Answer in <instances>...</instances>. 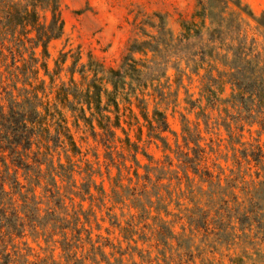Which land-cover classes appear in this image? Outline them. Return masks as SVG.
Masks as SVG:
<instances>
[{
    "label": "trees",
    "instance_id": "trees-1",
    "mask_svg": "<svg viewBox=\"0 0 264 264\" xmlns=\"http://www.w3.org/2000/svg\"><path fill=\"white\" fill-rule=\"evenodd\" d=\"M41 10L50 11L48 22L40 20ZM244 15L253 19L256 30L264 34V13L256 16L241 0H197L192 18L181 21L179 37H174L161 20L158 34L151 40L131 43L119 69H105L101 63L94 67L90 62L77 67L80 55L72 61L69 82H61L56 98L62 108L72 112L74 126L79 127L82 121L92 138L105 147L109 161L105 174L109 179L113 177L108 194L103 181L96 179L104 176L98 155L94 162L85 157L68 118L48 98L46 79L40 75L43 71L49 77L52 88L69 56V51L61 52L57 68L50 72L45 60L48 43L60 37L64 27L60 0H0V264H59L52 255L34 254L28 238L37 245L43 241L46 248L58 244L64 259L78 264H83V259L77 257L78 249L89 243L96 264H111L114 253L105 250L109 243H100V235L94 240L91 225L97 219L93 202L101 208L107 196L113 206L128 205L129 200L144 217L156 211V236L164 245L177 238L175 221L161 216V212L166 217L178 216L169 209L174 195L176 206L181 205L178 198L192 203L184 208L191 228L207 230L210 223H215L222 231L216 232L217 239L234 244L237 235L228 230L234 219L240 230L255 231L252 238L256 240L244 232L249 243L264 245V42L250 34ZM182 43L195 46L185 55L186 61L194 66V73L199 74L200 69L204 73L200 97L188 101L191 109H197L196 124L191 125L183 117V145L177 142L173 149L167 133H176L166 113L154 108L149 116L144 93L137 91L147 84L141 81L144 70L133 53L150 50L156 54L160 46ZM37 48H41L42 57L37 55ZM75 73L80 74L79 80ZM133 98L145 125L139 124L131 107ZM121 102H125L128 113L121 112ZM208 108L217 112L216 120L212 121ZM200 119L205 130L216 126L226 131L238 169L236 177L243 182L242 195L235 179L221 178L224 169L220 165L213 163L219 169L217 174L207 165L209 156L201 143L205 138ZM133 120L139 124L136 140L129 133ZM142 125L147 127L149 141L159 142L164 152L174 156L167 152L162 161L148 153L142 145ZM254 125L259 126L257 137L244 140L245 132L251 134ZM139 155L147 162L142 163ZM243 164L248 165L244 170ZM111 167L117 169L115 175ZM252 167L254 176L250 173ZM245 176L256 179L245 180ZM76 177H82L79 186ZM204 183L208 189L203 188ZM73 196L80 198L78 204ZM166 198L169 200L165 203ZM85 200L90 201L87 209L82 203ZM107 213L109 220L119 226L117 215ZM122 231L126 239H132L130 227Z\"/></svg>",
    "mask_w": 264,
    "mask_h": 264
},
{
    "label": "rangeland",
    "instance_id": "rangeland-1",
    "mask_svg": "<svg viewBox=\"0 0 264 264\" xmlns=\"http://www.w3.org/2000/svg\"><path fill=\"white\" fill-rule=\"evenodd\" d=\"M241 1L256 16L264 13V0ZM60 4L64 27L62 35L48 43L49 55L45 60L50 72L54 73L57 68L56 61L61 56V52L69 51V56L62 65L63 69L60 76L55 78V85L52 88L50 87L49 77L44 76L43 71H41L40 75L46 79L48 98L52 103H56L68 118L76 140L81 146L83 153L86 154L85 157L94 162L97 160L95 154L98 155L104 176L96 179L98 182L103 181L107 193L110 194L113 177L109 179L105 174L106 164L109 162L105 156V147L98 140L92 138L90 131L82 121H80L79 127L74 126L72 112L68 108H62L57 101V90L61 82H69L70 73L68 68L78 55H80V58L77 61V67L82 64L88 66L90 62L93 63L94 67H96V63H101L105 69H119L131 43L134 40H151L153 35L158 34L157 25L161 20L171 30L174 37H179L181 21L192 18V14L197 8V0H60ZM40 13V20L48 22L51 15L50 11L41 10ZM244 17L249 24L250 34L257 36L260 42H264V34H261L260 30H256L255 21L246 15ZM190 44L183 46L182 43L172 47L160 46V51L156 52V54L150 50H146L145 53H133L134 58L138 61V66L144 70L141 75V81L147 84L146 87H141L137 91H143L144 93L149 116L152 115L154 108L161 109L166 113L170 127L176 133V135L167 133L168 141L173 149L177 142L183 145V117H186L193 126L197 121L195 115L197 109H191L188 101L189 99L196 100L200 97L201 74L204 73V70L200 69V73L196 74L192 71L194 66L186 61L185 55L195 47ZM36 53L42 57L41 48H37ZM24 55L27 56L28 53L24 52ZM75 78L79 80L80 74L75 73ZM124 103L121 102L120 104L121 112L128 113V110L124 109ZM202 104H205L204 100H202ZM131 107L139 117V124L145 125L146 122L142 118L137 107V101L134 98ZM208 111L212 114V121L216 120L218 117L217 112L212 111L210 108H208ZM199 122L202 135L205 138L201 143L206 147L209 156L207 165L215 174L219 172V169L213 166V163L220 165L224 169L221 178L235 179L234 182L238 185L237 191L242 195L241 187L243 182H241V177H236L238 169L233 160V151L228 145L226 131L223 127L218 129L216 126L205 130L206 127L202 119ZM132 123L129 133L132 139L136 140L139 134V124L135 123L134 120ZM123 125L128 128L125 123ZM144 125H142V145H144L148 153L155 159L162 161L167 152L173 157L172 152L163 151L159 142L149 141L147 127ZM257 128L259 126L254 125L251 134L245 132L244 140L253 141L257 137L255 132ZM118 134L122 137L124 136L120 130H118ZM262 140L264 141V136H262ZM210 146L213 149L212 151ZM139 157L142 163L147 162L143 156L139 155ZM247 166L243 164L242 170ZM254 170V167L250 169V173L253 176ZM110 171L112 175H115L117 169L111 167ZM140 172L142 173L143 169H140ZM76 179L79 186L82 182V177H76ZM250 179H256V177L245 176V180ZM135 181L136 179L134 178L133 182ZM175 182L173 181V186ZM222 182L223 184L225 183L224 180ZM124 183L128 184V181L125 179ZM203 188L208 189V184L204 183ZM6 189H9L8 185H6ZM162 192L167 197L164 190ZM73 198L75 204L80 202L78 196H73ZM178 199L181 203L180 206L175 204L177 200L175 195L169 206L172 213L178 216L170 215L166 217L164 212H161V216L165 217V219L175 221L173 228L177 238L169 239L167 245L157 239L158 225L154 219V215H156V211L153 210L154 207L150 216L144 217L141 216L137 208L131 206L129 200L126 201L128 205L116 204L113 206L114 202L109 196H107L105 204L101 208H98L97 202H93V209L97 216L96 221L92 220L91 224L93 227V238L94 240L99 239L98 235H100V243H109L105 250L108 253H114V256L110 258L111 264H264V258L263 256L261 257V253H264V245L256 244L255 242L249 243V240L254 235V230L250 232L248 229H245V231L240 230L239 223L233 219L228 226V230H233L234 234L237 235L236 242L234 244L231 242L228 244L222 243L217 239L219 234H216V232L220 230L216 228L215 223H210L207 230L206 228L197 230L191 228L185 216L184 208L191 207L192 203L187 198ZM168 200L169 198H166L165 203ZM67 203H71L70 200H67ZM82 203L85 209L90 205L89 200H85ZM180 210L183 212L180 213ZM108 211L117 215L119 226L109 220ZM179 216H183V218L179 219ZM232 225H234L235 229H232ZM182 226L184 229H182ZM124 227L132 229V239L125 238L122 231ZM244 232L249 234L250 239L246 240ZM28 239L34 248L33 253L37 254L38 257L52 255L59 264H78L73 259L68 263L64 259L63 252L58 247V244L55 248L52 245L50 248H46L43 241L40 240V245H37L31 241V238ZM244 239L245 241H243ZM253 240H256V238ZM90 247L89 243H84L83 247L78 249L77 257L83 259V264H96L92 260ZM118 251L124 252V254L121 256ZM31 258H35V256H31ZM97 258L100 257L97 256ZM117 258H121L122 261L117 262ZM100 264L106 263L100 261Z\"/></svg>",
    "mask_w": 264,
    "mask_h": 264
}]
</instances>
